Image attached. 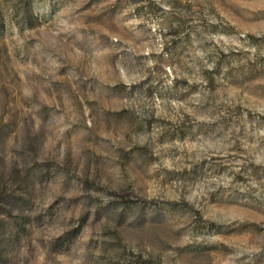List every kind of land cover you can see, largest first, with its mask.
Listing matches in <instances>:
<instances>
[{
  "label": "rangeland",
  "instance_id": "rangeland-1",
  "mask_svg": "<svg viewBox=\"0 0 264 264\" xmlns=\"http://www.w3.org/2000/svg\"><path fill=\"white\" fill-rule=\"evenodd\" d=\"M0 264H264V0H0Z\"/></svg>",
  "mask_w": 264,
  "mask_h": 264
},
{
  "label": "trees",
  "instance_id": "trees-1",
  "mask_svg": "<svg viewBox=\"0 0 264 264\" xmlns=\"http://www.w3.org/2000/svg\"><path fill=\"white\" fill-rule=\"evenodd\" d=\"M116 196H117V197H116V200H117V201H123L124 199H126V198H124L125 196L122 195V194H117Z\"/></svg>",
  "mask_w": 264,
  "mask_h": 264
}]
</instances>
